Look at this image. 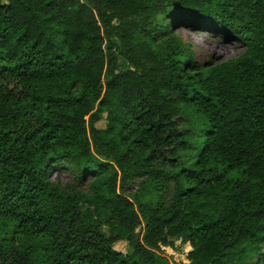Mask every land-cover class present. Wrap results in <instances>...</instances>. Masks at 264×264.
Here are the masks:
<instances>
[{"label": "trees", "instance_id": "obj_1", "mask_svg": "<svg viewBox=\"0 0 264 264\" xmlns=\"http://www.w3.org/2000/svg\"><path fill=\"white\" fill-rule=\"evenodd\" d=\"M191 23L242 53L198 62ZM175 239L264 264V0H0V264H170Z\"/></svg>", "mask_w": 264, "mask_h": 264}, {"label": "rangeland", "instance_id": "obj_2", "mask_svg": "<svg viewBox=\"0 0 264 264\" xmlns=\"http://www.w3.org/2000/svg\"><path fill=\"white\" fill-rule=\"evenodd\" d=\"M177 34L181 36L183 40L191 44L194 58L198 62H220L238 56L244 49L235 39L219 33L214 28L200 27L195 23L187 24L178 29ZM182 116L192 122L193 125L191 129L194 131H197L205 124L204 118L193 111L184 113ZM105 122L103 118L97 122L96 125L98 127H104ZM194 142L196 141L194 140ZM188 164L189 161H185V165ZM51 179L53 181H59L62 184H78L75 180V173L69 170L55 169L51 173ZM135 189L136 184H134L129 191L133 192ZM114 247L117 250L125 251L126 243L121 241L116 243ZM262 247L264 250V245ZM189 249L190 247L187 243L182 244L180 240L175 239L174 246L163 247L161 253L168 259L170 264H189L187 260V252Z\"/></svg>", "mask_w": 264, "mask_h": 264}]
</instances>
